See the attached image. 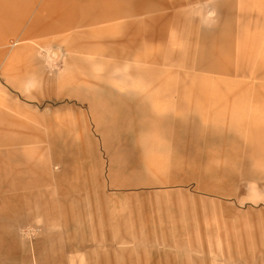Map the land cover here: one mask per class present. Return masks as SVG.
<instances>
[{
	"label": "crops",
	"instance_id": "obj_1",
	"mask_svg": "<svg viewBox=\"0 0 264 264\" xmlns=\"http://www.w3.org/2000/svg\"><path fill=\"white\" fill-rule=\"evenodd\" d=\"M205 1L208 0H7L4 16L0 15V69L8 56L1 74L17 90H22L26 83H41L47 88L46 96L52 99L51 91L57 85L64 90L57 100L68 96L79 103L88 102V113L102 133L110 158L109 179L114 176L113 167L128 173V180L120 188L157 184L184 187L192 181L198 187L192 168H188L190 172L181 181L166 180L160 173L174 165L162 163L157 151L170 147L173 153L166 151L163 160L174 161L176 174L184 162L190 167L199 165V125L198 117H193L199 107L196 102L192 104L195 96L177 90L172 96L166 88L168 71L161 65L167 64L168 54L183 53L172 47L178 44L179 36H186L184 29L190 32V49L196 53H212L210 48L217 44L229 46V54H239L244 52L242 43L246 41L241 31L245 15L239 8L240 18H233L227 28L219 32L203 28L195 16L194 5ZM239 3L221 0L217 8L233 14ZM169 27L175 29L174 34L168 32ZM12 40L25 43L13 54L7 50ZM155 44L158 46L154 48ZM166 46L164 55L162 49ZM51 48L69 53L68 74L50 75L38 58L39 52ZM27 98L40 101L42 93L35 90ZM9 101L6 107L27 111L34 123L17 119L0 107V264H32L20 231L25 222L23 211L74 214L78 202H88L89 191L79 200L66 182L72 178L82 180L76 169L80 161L94 162L92 140L83 112L71 110L77 113L76 122L59 114L74 107L39 114L12 98ZM75 131L78 136L73 134ZM114 131L117 148L113 153L107 137ZM98 163L103 167L102 160L98 159ZM199 191L207 197L224 195ZM142 195L144 192L134 197ZM71 218L67 216L65 223H73L79 231L80 220ZM145 219L148 221L147 216ZM42 237L49 238L46 234ZM177 252L189 257L182 244ZM33 254H39L38 244L33 246Z\"/></svg>",
	"mask_w": 264,
	"mask_h": 264
},
{
	"label": "rangeland",
	"instance_id": "obj_2",
	"mask_svg": "<svg viewBox=\"0 0 264 264\" xmlns=\"http://www.w3.org/2000/svg\"><path fill=\"white\" fill-rule=\"evenodd\" d=\"M234 1L240 3L233 14L218 10L221 0H208L194 5L195 16L203 28L219 32L227 28L233 18H240L237 14L239 8L245 15L241 22L246 39L242 43L244 52L229 54V46L215 44L214 49L210 48L212 53H196L190 49L191 39L187 37L190 32L184 29L182 32L186 36H179L178 44L172 47L183 53L168 54L167 64L161 65L168 71L166 88L172 96L175 90L195 96L192 104L196 102L199 107L197 115H193L198 117L199 125V165L190 167L184 162L176 174L174 161L163 160L166 151L173 153L170 147L157 151L162 163L174 165L160 173L166 180L181 181L190 172L188 168H192L193 175L198 178V187L192 181L184 187L157 184L147 188H120L119 185L128 180V173L118 166L113 167L114 176L109 179L110 158L102 133L97 131L92 115L88 113V102L79 103L68 96L57 100V95L64 94L57 85L51 91L52 99L46 96L47 88L41 83H26L22 90H17L1 74L8 56L2 60V110L17 119L34 123L27 111L6 107L9 99L39 114L65 106L74 107L59 114L76 122L77 113L71 110L83 112L92 140L94 162L80 161L76 169L81 172L82 180L72 178L66 182L78 199L85 198L86 191H89L88 202H78L74 214L51 210L23 211L25 222L20 231L28 245L29 262L264 264V0ZM7 5V0H0V15ZM168 32L174 34L175 29L169 27ZM178 34L181 35L180 30ZM23 44L12 40L7 50L13 54ZM157 46L153 45L154 48ZM162 50L164 55L167 54L168 46ZM68 56V52L53 48L38 53V58L52 76H63L67 72ZM35 90L42 93L40 101L27 98ZM73 134L78 136L76 131ZM109 136L108 147L114 153L117 134L114 131ZM98 159L102 160L103 167L96 164ZM55 173L60 174V171L55 170ZM197 188L224 195L207 197ZM140 192L144 195L135 198ZM101 193L103 196H99ZM127 195H133V198L125 197ZM202 198L207 200L201 201ZM67 216L69 220L73 219L72 216L80 220L82 227L79 231L73 223H65ZM239 220L242 221L238 224ZM42 234L49 238H43ZM36 244L39 254L34 255L33 246ZM179 244L189 251V257L177 252Z\"/></svg>",
	"mask_w": 264,
	"mask_h": 264
},
{
	"label": "bare ground",
	"instance_id": "obj_3",
	"mask_svg": "<svg viewBox=\"0 0 264 264\" xmlns=\"http://www.w3.org/2000/svg\"><path fill=\"white\" fill-rule=\"evenodd\" d=\"M24 156V155H23ZM25 161V160H24Z\"/></svg>",
	"mask_w": 264,
	"mask_h": 264
}]
</instances>
